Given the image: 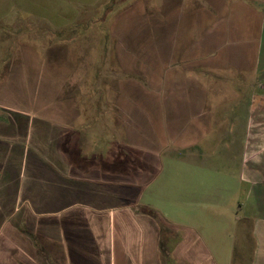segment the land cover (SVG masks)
<instances>
[{
    "label": "crops",
    "instance_id": "1",
    "mask_svg": "<svg viewBox=\"0 0 264 264\" xmlns=\"http://www.w3.org/2000/svg\"><path fill=\"white\" fill-rule=\"evenodd\" d=\"M163 5L145 116L0 59V264H264V0Z\"/></svg>",
    "mask_w": 264,
    "mask_h": 264
},
{
    "label": "rangeland",
    "instance_id": "2",
    "mask_svg": "<svg viewBox=\"0 0 264 264\" xmlns=\"http://www.w3.org/2000/svg\"><path fill=\"white\" fill-rule=\"evenodd\" d=\"M163 12V0H0L1 63L17 64L23 56L33 62L36 52L38 85L53 74L60 98L72 91L75 97H89L86 108L117 106L124 121L134 110L145 116L147 97H169L165 90L171 89L162 84L168 73L162 35L153 36L162 33L156 19ZM153 47L159 51L155 63ZM47 86L50 91L52 85ZM251 91L258 94L260 88ZM122 127L124 139L132 140L130 127ZM145 128L135 134L140 144L147 142ZM129 149L123 147L124 156H130Z\"/></svg>",
    "mask_w": 264,
    "mask_h": 264
}]
</instances>
